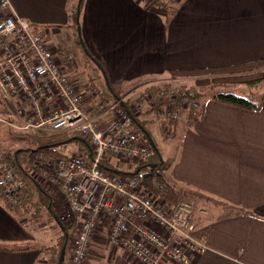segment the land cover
<instances>
[{
    "label": "crops",
    "instance_id": "1",
    "mask_svg": "<svg viewBox=\"0 0 264 264\" xmlns=\"http://www.w3.org/2000/svg\"><path fill=\"white\" fill-rule=\"evenodd\" d=\"M10 3L17 16L48 38L70 24L68 0ZM80 30L109 82L114 87H128L115 91L128 99L136 94L134 101L148 87H169L175 80H171L172 71L264 59V0H174L166 11L147 7L145 0H85ZM67 70L72 81L88 90V82L79 81V73L71 76L75 66ZM2 92L0 87V123L5 125L11 119L15 124L14 108ZM100 93L99 99H88L86 106L94 107L101 98L112 101ZM203 103L204 117L193 126L187 122L169 177L178 188L214 205L198 214L196 236L205 249L191 264H264V106L257 112L213 98ZM179 122L172 124L173 130ZM1 144L0 138V154H4ZM221 204L247 214L224 217ZM7 209L0 201V264H38V252L23 248L33 238L31 230ZM103 231L106 235L107 230ZM101 234L94 239L92 252L98 250L95 243L108 241ZM107 247L115 260H108L109 264H128L124 256L130 258L124 250Z\"/></svg>",
    "mask_w": 264,
    "mask_h": 264
},
{
    "label": "built area",
    "instance_id": "2",
    "mask_svg": "<svg viewBox=\"0 0 264 264\" xmlns=\"http://www.w3.org/2000/svg\"><path fill=\"white\" fill-rule=\"evenodd\" d=\"M170 1L151 7L163 11ZM75 60L17 16L10 0H0V87L14 108V128L38 138L75 134L91 145V152L72 158L38 155L29 171L28 180L43 186L53 204L59 199L55 210L63 211L59 219L72 230L69 263L87 264L94 239L107 230L101 235L136 264H191L205 249L196 236L195 204L178 196L170 206L163 193L156 195L137 179L102 166L107 156L120 170L151 164L156 152L135 119L147 115L172 132L191 102H178L183 91L149 87L129 109L102 98L87 107V100L101 93L94 83L85 90L71 80L67 69ZM26 182L0 154V201L19 205Z\"/></svg>",
    "mask_w": 264,
    "mask_h": 264
},
{
    "label": "trees",
    "instance_id": "3",
    "mask_svg": "<svg viewBox=\"0 0 264 264\" xmlns=\"http://www.w3.org/2000/svg\"><path fill=\"white\" fill-rule=\"evenodd\" d=\"M160 1L163 0H145L147 7H151L154 4H158ZM84 2L85 0H83L82 3H80V0H68L67 10L69 14L70 23L71 21L75 23V31L76 33H78V37H79L78 43H80L82 49L86 51L87 55L91 58V60L95 59L97 61L98 64L97 66L104 75L105 71L103 66L101 65V63H99V61L96 58H94L92 53L87 49L84 40L79 35ZM41 33L44 34V31H42ZM63 50L67 51L69 54H73V52L70 50L67 49H63ZM209 75H214V78L211 79V82L217 85L224 84L223 86H225V85L233 84V85L248 86L250 88L256 87L264 82V59L243 63L239 65H233L229 67L206 68V69H196L189 71L171 72L172 77H197L198 79H200L202 76H209ZM221 76H225V77H221ZM202 82L204 81L203 80L197 81L199 85H201L200 83ZM214 92H215V96L213 97V99L224 104L248 109L251 111H257V112L261 111L264 106V97L260 104H255L250 99L244 96L238 95L236 93L234 94L231 92H225L222 88H215ZM102 94L104 95L106 94V96L114 102L120 101L121 104H123L122 106H125L129 109L130 102L129 101L124 102V96H122V94L120 93H117L114 89V86L110 82H109V87L107 85L106 92L104 93L102 92ZM200 98H201V94L199 93V91H197V88H191L183 91V93H181L177 99L179 103L182 102L183 100H187L191 102V105L186 113V120L189 123V125L193 126L195 123L199 122L204 117L205 104L201 103ZM135 120L138 127L145 128L144 124L146 122L140 121V119L139 120L135 119ZM62 136L64 137L66 135L65 134L61 136L59 135L57 137L60 138ZM75 136L78 137V140H81L86 144V149H82V152H91L90 143L84 140L79 135H75ZM150 136L152 137L151 134ZM57 137L46 138L45 144L43 145L41 144L36 148H28V151L21 150L17 154H14V156L9 154H4L6 161L27 181L25 188L23 190V194L21 195L19 205L14 207L7 206V208L10 211L16 214H21V212H25L26 214H31L35 218H40L41 217L40 211L46 210L52 216L57 217V214L55 213L52 206L53 196L50 193H48L43 186L28 180L29 171L30 169H32L33 164L38 155L44 154L47 157H56V156L64 157V155L60 153V149L64 146L65 143L56 144L57 141L55 139ZM158 150L160 152V155L163 157L161 150L159 148ZM109 158L110 156L105 157L104 163L102 165L104 168L118 175L137 179L142 186L148 188L152 193L156 195L163 193L167 202H169L170 206H174L177 204L178 196H184L190 201H193L194 204L197 202L196 199L198 198H196L197 195H195V193L187 189L178 188L177 185L168 182L167 179L164 178V175H162L161 171L165 166V162H163L162 165H159L157 169H149V168H144V166H139L133 170L132 169L120 170V169H116L114 165L108 163ZM154 163H160L159 154L157 153L155 154L154 158L151 161V164ZM139 169L141 170L139 171ZM221 205L223 206V209L226 212L224 214V217H232V216L247 214L244 210L237 208L235 206L225 205V204H221ZM57 223L59 224L60 221L58 220ZM65 230L69 233L68 244H70L71 232H69L68 229L66 228ZM65 242H66V234H63L62 238L56 244V246L54 245L53 247H48L44 250V255L50 253L52 254V261L46 264L59 263L58 261H59L60 253ZM64 264H70L69 259L67 263V255Z\"/></svg>",
    "mask_w": 264,
    "mask_h": 264
},
{
    "label": "rangeland",
    "instance_id": "4",
    "mask_svg": "<svg viewBox=\"0 0 264 264\" xmlns=\"http://www.w3.org/2000/svg\"><path fill=\"white\" fill-rule=\"evenodd\" d=\"M173 2L174 0H171L170 2H168V5L165 6L164 9L162 10L166 11ZM156 6L160 7V5H156ZM60 30L61 32L58 33V35L51 34L49 36L50 37L49 39L53 46L58 47V48L66 46L65 48L67 50H70L73 52V55L76 59L74 62L76 71H74L71 74V76L73 77L76 73H79L81 75L79 77V81L81 82L91 81L94 83V85L97 86L100 92H103V93L106 92L105 77L103 76L102 72L99 70L95 62L91 60V58L87 55L86 51L82 49L80 43H78L79 37H78V33H76L75 31V23L71 21L70 24L60 27ZM221 77H225V76H221ZM213 78H214V75L202 76L200 79H198L197 77H173L171 80H174V79L175 80L171 82V85L169 86V88L178 90L180 92L185 91L187 89H191V88H197V91H199V93L201 94V98H200L201 103L215 96V92H214L215 88H222L225 92H231L234 94L236 93L238 95L244 96L250 99L255 104H260L263 100L264 82L252 88L248 86L233 85V84L223 86L224 84L217 85L215 83H212L211 79ZM202 80L204 82L200 83L201 85H199L197 81H202ZM164 87H165L164 84H161L160 86L156 88L163 89ZM114 88L118 92H120V90L126 91V88L128 89V87H125V89H123V88L116 87V86ZM135 96L136 94L135 95L133 94L132 96L129 97V99L126 98V100L129 102H132ZM1 101L4 102L3 98ZM111 102L113 103L114 101H111ZM0 108H1V103H0ZM148 118L149 117L145 115L144 117H141L139 119L140 121L146 122L144 124L145 128L153 136V139L156 145L162 152L165 162L170 163L169 166L168 164L167 166L165 164L161 172H162V175H164V178L167 179L168 182L173 183L169 178L170 176H172V171H173L171 165H173V162H175L177 159L179 148L182 142V138L185 133V126L187 124L186 115L185 114L182 115L181 119L179 120L180 122L178 124V128L175 127L174 128L175 130H173L172 128V132L167 131L165 126H163V123H160L159 121L151 122L147 120ZM12 122L13 121L9 119V121H7L5 125H2L0 123V127H2L0 130V138L2 142L1 149L3 151L2 153L14 156V154H17L21 150H28V148H36L40 146L41 144L43 145L46 143V138L37 139L39 136H32L28 134L18 133L17 130L14 128L15 126L13 125ZM55 140L57 141L56 144L65 143L64 146L60 149V152L66 156H69L70 158H72L73 156L76 157L82 152V149H86V144L82 142L81 140H78V137L75 136V134L66 135L64 137L62 136L60 138L57 137ZM196 200L198 204L195 205L196 218L194 222L195 224L196 222L199 224L200 219H199L198 214L202 212V210L204 209L208 210L207 209L208 206L214 207V205L213 204L207 205L208 202L212 203L210 200L204 199L203 202H201L199 198ZM52 206H53L55 213L59 214V212H57L58 210L57 211L55 210V207L58 208L59 206V199L57 197L54 198V204L52 203ZM217 208L221 209L220 206ZM7 211L9 210L7 209ZM61 213L59 215H61ZM58 214H57V217H55V216H52L48 211L41 210L40 211L41 217L35 218L31 214H26L25 212H21V214L15 213V215L18 218H21V220L24 221V224L28 227L27 230L29 231L31 230V235L33 236V238L27 240L24 243L25 245H23V248H27V247L34 248L38 252L39 257H40L38 264H46L52 261V254L50 253V254L44 255V250L48 247H53L54 245L56 246V244L62 238L63 234L68 233L67 231L64 232L62 228L59 226V224L57 223L58 220L60 221ZM56 218L58 219L57 221H56ZM60 223L62 224L63 227L68 229L69 232H71L70 244H68L69 246H67V250H66L67 263H68V259H70V255H71L70 246H71V241H72V230L70 229V226H68L66 222L60 221ZM106 242L102 240L100 244L95 243L94 249L98 247V250H95V252H92V254H90L89 256L90 258L87 264H109L108 260L110 259H112V262H115L112 256H109L110 249L109 247H107L109 245V242L108 241ZM99 247H102L103 250H99ZM124 258L127 260L128 264H133V261H131L125 256Z\"/></svg>",
    "mask_w": 264,
    "mask_h": 264
},
{
    "label": "water",
    "instance_id": "5",
    "mask_svg": "<svg viewBox=\"0 0 264 264\" xmlns=\"http://www.w3.org/2000/svg\"><path fill=\"white\" fill-rule=\"evenodd\" d=\"M82 1H83V0H80V3H82ZM79 14H80V11H79ZM78 20H79V17H78ZM79 35L81 36V30H80V29H79ZM93 61L95 62L96 60L94 59ZM95 64L98 65V64H97V61L95 62ZM104 76H105V79H106V84H107L108 87H109V80H108L107 76L105 75V73H104ZM140 128H141V130L143 131V133L148 137L149 142H150L152 148L155 150V152H156L157 154H159V158H160V163L149 164V165L145 166L144 168L157 169V168L159 167V165H162L163 162H165V160H164V158L160 155V152H159V150H158V146L156 145L154 139L150 136L149 132H148L144 127H140ZM25 151H28V150H25ZM140 170H141V169H139V171H140ZM56 221H57V218H56ZM59 226L62 228V230H63L64 232H66L65 227H63L60 223H59ZM68 240H69V235H68V233H66V242H65V244H64V246H63V248H62V250H61L60 257H59V261H58L59 263H58V264H64V262H65V259H66V250H67V246H68Z\"/></svg>",
    "mask_w": 264,
    "mask_h": 264
},
{
    "label": "bare ground",
    "instance_id": "6",
    "mask_svg": "<svg viewBox=\"0 0 264 264\" xmlns=\"http://www.w3.org/2000/svg\"><path fill=\"white\" fill-rule=\"evenodd\" d=\"M110 245V244H109ZM111 246V245H110Z\"/></svg>",
    "mask_w": 264,
    "mask_h": 264
},
{
    "label": "flooded vegetation",
    "instance_id": "7",
    "mask_svg": "<svg viewBox=\"0 0 264 264\" xmlns=\"http://www.w3.org/2000/svg\"><path fill=\"white\" fill-rule=\"evenodd\" d=\"M154 164H156V163H154Z\"/></svg>",
    "mask_w": 264,
    "mask_h": 264
}]
</instances>
